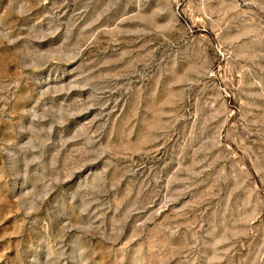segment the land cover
I'll return each instance as SVG.
<instances>
[{"label": "rangeland", "instance_id": "374dc122", "mask_svg": "<svg viewBox=\"0 0 264 264\" xmlns=\"http://www.w3.org/2000/svg\"><path fill=\"white\" fill-rule=\"evenodd\" d=\"M0 264H264V0H0Z\"/></svg>", "mask_w": 264, "mask_h": 264}]
</instances>
